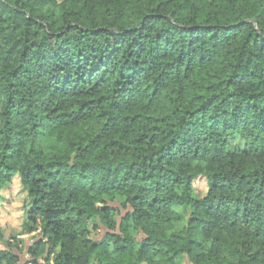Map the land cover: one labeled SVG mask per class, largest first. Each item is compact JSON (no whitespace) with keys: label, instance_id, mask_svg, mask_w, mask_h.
Here are the masks:
<instances>
[{"label":"trees","instance_id":"1","mask_svg":"<svg viewBox=\"0 0 264 264\" xmlns=\"http://www.w3.org/2000/svg\"><path fill=\"white\" fill-rule=\"evenodd\" d=\"M16 177L0 264H264V0H0Z\"/></svg>","mask_w":264,"mask_h":264},{"label":"rangeland","instance_id":"2","mask_svg":"<svg viewBox=\"0 0 264 264\" xmlns=\"http://www.w3.org/2000/svg\"><path fill=\"white\" fill-rule=\"evenodd\" d=\"M238 143V142H236ZM198 196H203L207 192V182L199 179L195 182ZM27 200V193L20 184V178L14 181L2 192L0 199V230L5 240H23L28 247L34 243L33 237L38 233L22 236L24 224V205ZM24 246V245H23ZM27 255H22V263L27 260Z\"/></svg>","mask_w":264,"mask_h":264}]
</instances>
